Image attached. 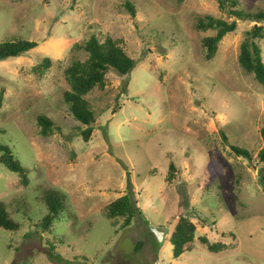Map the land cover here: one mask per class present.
Instances as JSON below:
<instances>
[{
  "label": "rangeland",
  "instance_id": "374dc122",
  "mask_svg": "<svg viewBox=\"0 0 264 264\" xmlns=\"http://www.w3.org/2000/svg\"><path fill=\"white\" fill-rule=\"evenodd\" d=\"M235 1L0 0V42H37L0 60V144L28 176L24 184L0 162V202L19 224L0 227V264H264V171L255 157L264 83L237 59L246 30L264 21L230 13L264 9V0ZM203 15L237 23L209 60L202 39L215 30L194 26ZM91 35L117 40L135 66L125 75L110 69L85 95L95 121L84 141L63 93L65 68L87 58ZM255 42L264 63V38ZM38 114L52 119L51 134H40ZM47 188L63 208L45 229L37 224ZM126 192L142 214L120 228L105 205ZM180 215L195 232L175 258L169 237ZM201 236L225 247L209 251Z\"/></svg>",
  "mask_w": 264,
  "mask_h": 264
},
{
  "label": "trees",
  "instance_id": "16d2710c",
  "mask_svg": "<svg viewBox=\"0 0 264 264\" xmlns=\"http://www.w3.org/2000/svg\"><path fill=\"white\" fill-rule=\"evenodd\" d=\"M218 3L220 7H225L226 3L234 5L236 1L218 0ZM126 5L129 12L134 15L132 5L129 2ZM230 11L238 19H249L256 22L264 21V9H259L255 12L238 9ZM194 26L200 30H215L213 35H207L202 39V46L205 48V58L209 60L215 55L218 42L225 34L235 30L237 23L235 19L226 21L213 17L212 15H203L197 17ZM245 33L246 36L239 46L238 63L243 70L253 73L254 78L259 83H264V63L262 61L260 47L255 42L257 39L264 38V26L262 24H253ZM36 45L37 42L33 40L22 39L0 42V60L20 55ZM82 48L87 52V58L82 61L74 60L65 68V75L70 88L64 91L63 101L67 105L68 111L74 120L84 126L81 129L80 135L84 141H88L93 130L95 114L85 95L94 87L102 88L105 85V74L110 69L115 70L119 75L130 73L135 66V60L124 51L117 40L110 36L100 41L96 36L91 35L83 44ZM42 63H45V66L48 67L51 60L48 57H44ZM2 93L3 90L0 89V98L2 97ZM37 124L39 126V132L42 135H49L53 132L54 123L46 115L38 114ZM260 136L263 143L256 152L255 157L256 163L264 171V120L260 128ZM230 147L237 156L252 158L251 152L248 149L233 144ZM0 162L10 171L17 173L24 184L28 183L25 168L14 156L8 145L0 144ZM169 169H174L172 163L169 164ZM171 176L173 175L169 173L170 179ZM261 180L264 186V174L261 175ZM39 198L42 199L46 212L39 219L37 225L47 229L52 225L53 220L62 212L63 198L53 188H47L45 191H42ZM135 212L142 214V210L135 206L131 195L126 192L105 205L104 215L111 220V224L114 226L118 223V219L122 218L120 228H124L130 225ZM0 227L5 229H16L19 227L18 222L9 216L2 202H0ZM194 232L195 224L187 216L180 215L169 237L173 257L176 258L184 251L190 250L187 243L192 241ZM199 239L202 243L206 244L209 251L216 252L225 247L223 243H209L203 236ZM52 249L51 252H53Z\"/></svg>",
  "mask_w": 264,
  "mask_h": 264
}]
</instances>
